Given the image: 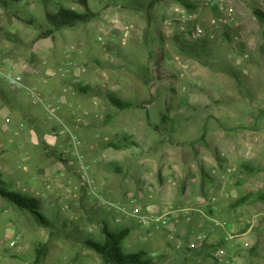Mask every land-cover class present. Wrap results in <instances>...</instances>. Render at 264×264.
Segmentation results:
<instances>
[{"label": "rangeland", "instance_id": "374dc122", "mask_svg": "<svg viewBox=\"0 0 264 264\" xmlns=\"http://www.w3.org/2000/svg\"><path fill=\"white\" fill-rule=\"evenodd\" d=\"M221 5L0 0V60L18 66L43 99L0 82V112L4 91L33 118L19 113L15 125L0 127V173L5 189L36 198L51 224L0 197V264H107L88 245L104 242V224L129 228L124 251L152 264H218L219 248L227 250L222 264H264V24L255 15L264 0ZM62 6L96 17L39 40L47 12ZM190 10L196 17L185 22ZM198 26L205 33L193 41ZM51 82L69 90V103L49 99ZM73 136L96 194L67 153ZM101 196L147 213L181 212L151 230ZM9 223L23 236L13 246L3 235ZM201 234L207 241L191 250ZM42 243L48 254L36 263Z\"/></svg>", "mask_w": 264, "mask_h": 264}, {"label": "trees", "instance_id": "16d2710c", "mask_svg": "<svg viewBox=\"0 0 264 264\" xmlns=\"http://www.w3.org/2000/svg\"><path fill=\"white\" fill-rule=\"evenodd\" d=\"M189 7H195V3L190 1ZM256 17L264 24V13L255 10ZM96 14L87 9L86 12H78L74 9L60 7L57 11L47 12V21L49 28L46 32L41 33L39 40L52 37L54 33L61 31L64 28H74L79 24L90 22ZM13 40L12 35H8ZM5 60H3L4 62ZM83 92H87V88H83ZM113 104L121 109L130 108L131 103L123 102L118 99H112ZM109 147H117L115 144H110ZM0 197L4 198L9 203L15 205L18 209L24 212L31 213L37 223L41 226L49 227L51 224L49 220L41 212L40 202L33 197L23 196L19 193H11L5 189V184L0 175ZM244 200V199H242ZM104 242L88 241V245L96 251L107 264H152L150 260L144 259V253H126L123 249V242L129 236L130 229H122L120 231H111L109 227L103 226ZM48 254L47 243H42L36 249V263H40L42 259Z\"/></svg>", "mask_w": 264, "mask_h": 264}, {"label": "built area", "instance_id": "2783aa9c", "mask_svg": "<svg viewBox=\"0 0 264 264\" xmlns=\"http://www.w3.org/2000/svg\"><path fill=\"white\" fill-rule=\"evenodd\" d=\"M196 1L198 4L202 6H209V7H218L220 4L221 8H222L221 4L223 2V0H196ZM186 16H187L186 18L188 19L185 20V22L193 20L196 17V14L194 13V11L190 10L186 13ZM228 18H233V15L229 14L228 16L220 20L223 22H228ZM213 22L217 23V20H214ZM204 33H205L204 29L201 26H198L191 32L190 38L193 41L199 40L204 36ZM0 82H3L12 87L23 88L24 90H26L27 94L30 95L32 98H34L39 102H43L41 95L36 91V89L29 87L25 83L24 72L18 69V66L9 64L6 61L1 62L0 60ZM49 111L52 114L55 113L53 109H49ZM72 144L74 150L67 151V153L69 154L70 158H73L75 160L78 159V161L80 162V170L78 172L82 179V184L84 186L89 187L91 191L95 193V188H96L94 186L95 181L92 179L91 176L90 165L85 161L84 156L80 153L79 146L81 142L76 136H73ZM71 164L75 165V161H71ZM100 202L101 204L108 206V208L114 210L115 212L121 213L122 215L127 217L130 216L135 218L139 225L151 230H157L163 227H167L173 220L179 217V214L181 212V210L175 209L165 214L147 213L140 206L135 205L134 207L129 208L127 205L111 202L102 196L100 197ZM133 203L137 204L135 200H133ZM121 221H122L121 217L116 218V222H121ZM207 239L208 236L205 234L198 235L196 241L190 245V249L195 250L200 248L207 241ZM226 256H227V250L225 248H219L215 253V258L218 264H222Z\"/></svg>", "mask_w": 264, "mask_h": 264}, {"label": "crops", "instance_id": "0c3cea01", "mask_svg": "<svg viewBox=\"0 0 264 264\" xmlns=\"http://www.w3.org/2000/svg\"><path fill=\"white\" fill-rule=\"evenodd\" d=\"M238 13H241L238 12ZM66 71L67 73H70L69 72V66H67L66 69H62V71ZM51 74H56V73H51ZM64 75H66L64 73ZM76 74H74L75 76ZM50 88L51 89V95L49 96V99L51 101H60V102H64V103H69V100L71 101V96L68 94L69 90L67 89H63V90H57L55 88V82L54 83H50ZM1 95L6 98H8L9 102H5V99L3 100V98L1 97V112H0V127L1 129H5V128H10L12 127L13 125L16 124V118H17V115L19 113H21V115H25L26 117H28V119L32 120V116L30 112H28V110L26 109V106L23 104V99H21L20 97L18 98H15L14 99V102H11L12 100L10 99V97H7L6 93H4V91H1ZM22 126V125H21ZM1 175V173H0ZM178 176H181L183 177L181 174L178 175ZM2 177V176H1ZM6 212L7 210H5V207H4V210L1 211V212ZM4 238L5 240L7 241V243L11 246L13 245H16L21 239H22V234L16 230L13 226H11V224L9 223L5 229V232H4ZM2 235H0V238H1Z\"/></svg>", "mask_w": 264, "mask_h": 264}]
</instances>
